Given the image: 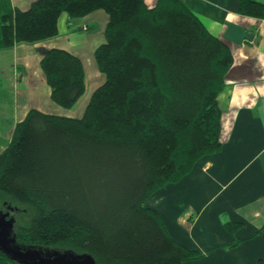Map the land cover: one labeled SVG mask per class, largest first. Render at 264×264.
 I'll return each mask as SVG.
<instances>
[{
	"label": "trees",
	"instance_id": "16d2710c",
	"mask_svg": "<svg viewBox=\"0 0 264 264\" xmlns=\"http://www.w3.org/2000/svg\"><path fill=\"white\" fill-rule=\"evenodd\" d=\"M98 9L109 15L94 52L105 81L81 117L32 108L17 123L0 154V199L24 209L21 243L88 252L97 264L200 259L148 201L220 150L232 48L182 0H34L25 10L0 0V49L57 35L62 13ZM238 12L264 19V1L240 0ZM40 64L52 100L71 108L86 89L82 60L51 48ZM0 264L19 263L0 251Z\"/></svg>",
	"mask_w": 264,
	"mask_h": 264
},
{
	"label": "crops",
	"instance_id": "0c3cea01",
	"mask_svg": "<svg viewBox=\"0 0 264 264\" xmlns=\"http://www.w3.org/2000/svg\"><path fill=\"white\" fill-rule=\"evenodd\" d=\"M33 1L10 3L25 10ZM182 1L233 51V65L218 95L222 146L182 180L157 191L148 204L159 210L175 239L203 253L184 264H256L264 258V19L239 13L240 0ZM146 2L153 6L156 0ZM108 21L103 9L74 18L62 13L57 35L0 49V154L32 108L83 115L105 81L94 52L105 41ZM51 48H64L83 62L86 89L71 108L51 98L40 64Z\"/></svg>",
	"mask_w": 264,
	"mask_h": 264
},
{
	"label": "water",
	"instance_id": "95a60500",
	"mask_svg": "<svg viewBox=\"0 0 264 264\" xmlns=\"http://www.w3.org/2000/svg\"><path fill=\"white\" fill-rule=\"evenodd\" d=\"M15 221L10 211H0V251L19 264H97L88 252L42 247L21 243L15 233Z\"/></svg>",
	"mask_w": 264,
	"mask_h": 264
},
{
	"label": "rangeland",
	"instance_id": "374dc122",
	"mask_svg": "<svg viewBox=\"0 0 264 264\" xmlns=\"http://www.w3.org/2000/svg\"><path fill=\"white\" fill-rule=\"evenodd\" d=\"M65 109H67V108H65ZM61 111H63V110H60V112ZM0 200H1L0 201V209H3V211H10V216H13L15 219H17V221L18 220L23 221L25 219V215H22V212H21L22 210H24L23 207H21V209L14 207L15 205H18V203L15 200H13L7 196H3ZM12 206L15 208L14 211H11V209L13 208ZM11 212H12V214H11Z\"/></svg>",
	"mask_w": 264,
	"mask_h": 264
}]
</instances>
